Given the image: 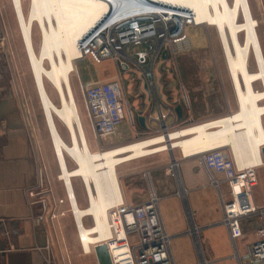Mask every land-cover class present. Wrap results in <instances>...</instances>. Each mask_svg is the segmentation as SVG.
I'll use <instances>...</instances> for the list:
<instances>
[{
    "label": "crops",
    "instance_id": "0c3cea01",
    "mask_svg": "<svg viewBox=\"0 0 264 264\" xmlns=\"http://www.w3.org/2000/svg\"><path fill=\"white\" fill-rule=\"evenodd\" d=\"M48 1L49 6L50 3L51 5H57V3L53 0L52 2L51 0ZM87 1L90 3L91 0ZM36 2L39 3L40 6H38ZM250 2L253 11L255 12L256 10L258 12V16L262 18L264 23V0H250ZM41 3V0H29L28 12L25 14L27 20H30L32 26H34L35 23L40 24L38 29L41 28L39 30L41 36V47L39 51H35V53L42 56V58L49 57L50 55L54 57L55 54L56 56L58 54L62 55L64 51V44L66 46H71L73 49L76 40L81 35L76 37L71 30L66 28L67 22H65V20L69 17L66 12V16L62 17L66 28V30L65 28L63 30L66 34V42L63 39V45H61L60 42L58 43L59 38L57 37L56 41L55 34L52 35V32L48 30V27L52 28V18L50 16V12L46 11L48 5L42 7L43 5ZM90 4L94 6L93 3ZM251 7L249 6L252 11ZM69 12L74 13V11ZM97 16L93 18V23ZM258 26L259 21L257 19H251L250 23H246V38L244 41H247V38L250 37V41L259 44V56H261L264 65V32H261L260 38ZM88 27H91V25ZM88 27H84L85 30L88 29ZM27 28L28 26H26V29ZM50 34L54 38H50ZM189 35L191 37L192 44L198 40L200 41V48L206 46L204 45L205 39L203 40V36H201L202 31H200L199 28L192 29L189 32ZM238 38L240 39L236 33L235 40L233 39V42H236V48L239 49ZM252 49L253 52L248 56L247 63L246 61L241 63L240 66L244 67L245 70L241 68V70L237 71V79L239 75L247 76V65L248 70L254 72L263 70L260 65H258L255 48L252 47ZM6 54L8 55V53ZM236 55L239 57L237 53ZM7 60L8 57L7 59L5 57L0 59L3 63V68H0V75H5L6 72L8 76L6 78L0 77V130L2 128L5 132L4 135L0 136V264H78L75 259L65 255L63 250L56 246V242L53 244V247L48 250L49 248L47 249L46 246L49 247L51 237L53 234H57V232H54V228H51L50 226L39 227L33 222V217L36 216L40 210L38 205L31 204V197L28 193L35 174L32 144L33 131L30 124L32 116H30L29 113L30 107L27 99L25 98L26 96H24L20 79L18 80L19 70L15 67L13 68ZM86 60V63L77 66L78 80L77 83L73 85V88L78 101L81 116L84 117L86 124L89 126L90 131H92L81 94L80 81L88 82L91 80H109L116 76L117 66L115 62L111 60L114 63V72H110L109 68L101 66L104 61L95 62L92 59ZM252 60L255 63L256 69H251ZM67 62V65L70 66L71 62L68 60ZM78 62H76V65ZM171 65V69H173L174 66L176 68L175 60H169L164 64V66L159 68V70H163L160 86L162 90V102L166 105V107L169 106L176 108L177 105L182 106L183 115L179 117L177 113V123L182 125H186L191 122L198 123L197 121L199 120L223 114L224 105L222 104V100H218V88L214 84L205 87L204 81H200V83H197L194 87H192L193 85L189 82V77H187L186 86L191 85L187 88L183 83L180 71L171 70ZM81 67L83 70H81ZM51 69V78H53V75L56 74L61 75L62 71L58 65L51 67ZM230 72L232 86L236 85L239 89L243 84L242 83L240 86L242 78L239 77V83L237 80L238 84H235L232 76V66ZM174 74L177 75V80H175L177 87H175L171 82ZM35 77L36 73L33 72L35 87L38 91L37 93L39 94V97H41L39 93L41 89L38 88ZM2 78L3 80H1ZM258 79L259 78L255 79L256 81L254 82L253 94L258 101L264 103L263 83H260V89L255 88ZM52 84L56 87V91L64 98L65 92L63 88H61L62 83L52 82ZM46 87L47 85L45 84V88ZM244 87L247 88V85ZM190 90H192L196 96L192 100L189 95ZM241 90L242 89H240V106L234 113L248 114L247 130L249 128V131H247V152L245 151L242 143H240L242 146L241 149L237 148L239 142L237 144L236 140L239 141L240 136L233 137L234 134L232 135V128L230 126L233 121L228 116L227 119L224 120L213 121L218 118L216 117L214 119H210L212 122L205 124L198 123L197 125L195 124V126L197 127V135L201 146L205 150L226 144L229 146L233 145L236 150H240L239 153L241 155H245V158L238 161V165L261 163L260 166L263 167L259 168L260 172H258V183L255 187L254 196L259 204H263L264 156L262 148L264 147V122H262V115H264V104L258 102L253 109L249 108L250 104L247 103V100L243 103L242 95L245 97V94H242ZM126 91L133 114H137L135 118L137 120L134 125H130L129 121H125L121 125L117 136V143L133 142L136 139V134H139L138 138L141 140L142 138L150 136L153 132V128L156 127V122H153L154 120L149 121L148 118L152 113L156 115V110L154 109L155 106L153 105V102L146 94V90L143 92L141 88L135 89L134 85L131 88V91H129V88L126 85ZM176 91L178 94L175 97L174 92ZM180 91L182 94H180ZM242 91L245 92L244 90ZM135 99L140 102L137 106H135L133 102ZM194 103L197 105L195 108ZM51 106L53 107V110L60 108L63 109V104H60V106L52 104ZM69 110L72 115L73 110L71 108H69ZM48 114L49 113L47 112L43 113L46 126L49 128L48 133L54 156L59 167L58 177H61L66 174V171L71 172L73 168H75H70L68 162H59V154L64 150L67 153V148L73 146L74 136L76 135L75 129L72 120L70 124L67 122L63 124L64 126H67L66 128L69 135V140H65L59 130V119L55 122L57 131H53L48 124ZM141 116L145 118L146 127H143L139 122V118ZM242 119L246 121L245 116L243 115L241 117V120ZM127 125H129L134 131L133 135L129 130H126ZM227 126H230L228 130L226 129ZM181 132L183 134L180 135L185 136L184 140H187L188 147L181 146L179 149L180 154L182 153L185 156L196 154V149L192 141L193 139L191 140V136L189 137L186 128ZM92 134L94 136L93 131ZM171 135L173 137V133H171ZM224 139L227 141H224ZM151 142L148 144H151ZM89 143L90 147L98 144V142L95 144L90 141ZM185 146H187L186 141ZM143 147L145 154L147 155L146 143L144 141ZM132 148L136 153L133 145ZM232 152L234 155L233 150ZM235 160L237 161L236 158ZM178 162V170H176L177 176L172 175L174 162H160L158 158H143L135 162H125L126 164H122L118 168L119 181L114 180L110 170L105 172V174L101 173L99 175H97L95 170H92L91 173L95 177L96 192L99 196L97 203L94 205V207H98L95 210L96 227L103 228L104 223L105 226H107V221L102 220L100 215H98V212L107 209H102L104 207L101 206L104 205L107 207L109 203H116L117 198L120 195L119 186H117L116 183L120 182L122 194L128 203L141 202L147 199L152 193L156 194L160 198V208L163 220L168 232L173 236L172 252L175 264H199L200 262V257L195 245V238L191 234L187 233V230L191 228V226H194L199 233L202 257L205 259L206 264H238L237 259L234 257L235 248L231 240L229 230L221 222V198L227 194V186L222 184L220 188H217L212 185L207 171L195 158L182 159ZM108 163L111 164L109 158ZM107 167L110 168L108 164ZM77 172L79 174H83L82 168H78ZM74 178L81 179V176H74ZM79 204H81L80 201ZM259 225V222L250 219L243 221V230L245 235L236 243L237 250L240 255L245 253L247 245L255 239V231ZM82 237L83 239L82 241L80 240V242H82L85 251L89 252V250H92V247L88 244V242L92 240V237L87 236L91 238L88 239L85 237V234ZM47 257L50 258L47 259ZM96 264H98V261Z\"/></svg>",
    "mask_w": 264,
    "mask_h": 264
},
{
    "label": "built area",
    "instance_id": "2783aa9c",
    "mask_svg": "<svg viewBox=\"0 0 264 264\" xmlns=\"http://www.w3.org/2000/svg\"><path fill=\"white\" fill-rule=\"evenodd\" d=\"M139 6L131 12L138 11ZM107 11L105 21L112 15L111 20H117L114 14L118 10L111 8ZM104 20L99 21L79 40V56L75 59V62L86 59L95 62L112 60L117 66L116 76L109 80L80 81L88 119L99 148L104 150L114 147L121 125L125 121L134 125L137 120V114H133L129 103L125 74H129L132 80L137 79L144 83L146 94L155 106L156 115L152 113L148 117L149 121L156 122L151 135L165 137L173 130L198 124L177 123L175 107H166L162 102L160 81L163 70L159 68L167 61L175 60L177 50L191 46L189 32L192 29L206 25L197 22L190 11L181 10V14L124 18L95 38L104 27ZM1 38L4 41L0 32ZM7 57L10 60L8 55ZM4 134V129L1 128L0 136ZM138 136L139 134L135 135L134 141L140 140ZM189 158H195L203 165L212 185L220 188L225 184L228 188L227 194L221 198V222L229 230L235 248L234 257L238 264H264V203L259 204L254 196L258 169L263 166L240 167L230 155L218 150L184 156L181 159ZM173 168L172 175L177 176L175 165ZM28 193L31 204L38 205L40 210L33 217L36 226L45 227L49 219L65 215V212L60 213L49 206V201L55 194L51 188L45 187V184H39L35 189L30 188ZM66 196L68 200V193ZM54 201L57 204L64 202L63 199L55 198ZM106 218L109 232L104 238L98 231L89 229L95 224L91 215L84 216L81 225L75 223L78 237L81 236L82 229L87 235L96 238L95 242L90 243L92 250L89 252L85 251L80 242L84 254L95 253V246L106 244L112 264H175L172 252L173 236L167 230L160 208V198L156 194L152 193L141 202L128 203L121 190L116 203L107 209ZM247 219L259 222L260 225L256 228L255 239L247 245L245 253L240 255L236 243L245 235L243 221ZM187 233L195 238L198 255H202L199 252L200 242L196 228L191 226ZM199 264H206L203 257L200 258Z\"/></svg>",
    "mask_w": 264,
    "mask_h": 264
},
{
    "label": "rangeland",
    "instance_id": "374dc122",
    "mask_svg": "<svg viewBox=\"0 0 264 264\" xmlns=\"http://www.w3.org/2000/svg\"><path fill=\"white\" fill-rule=\"evenodd\" d=\"M166 1L174 3V4H178L183 7L190 8L192 13L195 15L196 20H198L199 22H204L207 25V26H202L199 28V30L202 31L201 36H203V40L205 39L204 45L206 46L203 48H200L199 47L200 41L197 40L195 43L193 42V44H191V46H189L188 48H183L179 51L177 50L175 52L176 68L174 66L173 69H171L172 65L170 67L171 70L180 71V74H181V77H182V80L185 86L187 85V77H189V82L192 83L193 85L192 87H194L197 83H200V81H204L205 87L211 84H214L218 88V91H217L218 100L219 99L222 100L223 103L222 102L221 103L224 105V108H223L224 112H222L223 114L218 115V116H212L210 118L199 120L197 122L199 124L200 122L202 124H205L208 122H212L210 119H214L220 116L219 118L213 120V121H219V120L227 119V116H228L233 121L232 124L230 125L232 128V135L234 134L233 137L240 136L239 141H238L239 144L237 148L241 149L242 146L240 145V143H242L243 147L245 148V151L247 152V138H248L247 131H249V128L247 130V115L248 114L247 113H243V114L234 113V112H236L240 106V89L245 91L243 92L241 90V93L245 94V97H243L242 95V98H243L242 100H243V103L245 102V100H247V103L250 104L249 108L253 109L254 106L257 105L258 102L264 104L263 102L258 101L255 95L253 94L254 82L256 81L255 79L259 78L257 80V85L255 87L256 89L261 88V85H260L261 82L264 85V65H263L261 56H259L260 46L259 44L254 43L253 41H250V37L247 38V41H244L246 38V31H245L246 29L245 20H247L246 16L248 15L250 17L249 19H257L259 21L258 32H259L260 38H261V32H264V23L262 21V18L258 16V12L256 10L255 12L254 11L252 12L250 10L249 3L247 2V0H246V3H248V7L243 6V4L239 2V0H224L223 1L225 4H227V9L229 12L228 15H230V17L228 16V18L230 20L226 17L220 18L219 13H221L223 10L222 9L223 2L221 0H204V12H201V11L195 12L193 9L195 5H193L191 2L189 5H186V3L179 2L176 0H166ZM214 2L216 3V5ZM23 3H24V11L27 14L29 0H23ZM90 3H95V2L91 0ZM55 13H56L55 14V17H56L58 12L55 10ZM65 13L61 12L63 16H66ZM50 16L53 19L51 21L52 28L48 27L49 28L48 30L52 32V35L55 34L56 41L58 37L59 38L58 43L60 42V44L63 45L62 44L63 39L66 42V34L62 29L63 27H62V22L60 21V17H58L57 19H54V16L52 15V13L50 14ZM61 20L63 21L62 18ZM248 23L250 22H247V24ZM39 30L40 29H38V26L35 24V28H34V45L35 46L34 48H35V51L37 52L39 51L41 47L40 46L41 36H40ZM0 32L2 34V37L4 38V41H2V38L0 39V59H2L3 57L7 59L6 57L7 55L5 54V52L8 53L11 66L19 70L18 80L20 79V83L23 88L24 96H26L25 98L27 99L29 107H30L29 113H30V116H32L31 118L32 120L30 121V124L32 126V131H33L32 132V136H33L32 144H33L35 174H34L33 182L31 184V188L35 189L39 184H45V187H49L54 191L55 200H58V199L64 200V202H59L58 204L57 202L54 201V198L49 201L50 202L49 206H52L53 209L59 211L60 213L65 212L64 216H59L58 218L53 219V220L49 219V222L47 223V226L54 228L55 230L54 232H57V234L55 235L53 234V236L51 237L49 241V249H51L53 247V244H55L56 242V246L62 249L65 255H68L70 256V258L75 259V261L78 264H96L97 259H96L95 253L84 254L82 252L81 243H80L78 232L75 226L74 217L71 211H69L70 205H69L68 200L66 199L67 198L66 190H65L63 181L58 179L59 167H58V164L54 156L50 136L48 133L49 128L48 126H46L44 115H43V113H46L47 110H49L47 109V107L53 108L51 106L52 104L53 105L56 104L59 106L61 104V100L58 95V92L56 91V87L52 84V82L57 83L56 79L57 80L60 79L61 81L59 80V83H62L61 88H63L64 90V87H63L64 76L63 75H64V72L69 67L67 65L68 62L66 58H64L60 54H58L57 56L55 54L54 57L50 55L49 57L42 58V56H39L37 55V53H35L34 61L37 62L39 65H36L34 67L35 69L31 71V67L29 64L28 56H27L28 54L25 51L26 46L25 44H23V41H22L20 26L17 22V17L15 15L11 0H0ZM236 33L240 37V39L238 38L239 49L236 48V42H233V39L235 40ZM46 42H49V41H46ZM252 47H254L256 50L255 55L258 58V61H257L258 65H260V67L263 70L254 72V71L248 70V65H247V76L239 75L237 79L236 73L238 70H241V68L244 69V67L240 65L242 62L244 63L245 61L247 63L248 56L253 52ZM236 53L239 55V57L236 55ZM7 61L9 62V59ZM86 61L87 60L78 62L76 67L79 66L80 64L86 63ZM57 65L60 67V70L62 71L61 75L56 74L57 76L53 75V78H51V70H52L51 67H55ZM113 65L114 63L111 60H107V61L102 62L101 66L105 68H109L110 72H114ZM231 66L233 68L232 76L234 78L233 80L234 83L238 84L239 77L242 78L240 86L242 83L243 84H242V87L239 86L240 87L239 89L236 85L232 86L231 84L232 82V80L230 79L231 78L230 76ZM0 68H3V63L1 61H0ZM251 69H256V66L253 60L251 61ZM81 70H83L82 67H81ZM33 72L36 73L35 80L38 85V88L41 89V91H39L41 97H39V94L37 93L38 91L36 90V87H35V83L33 79ZM71 76H72L71 77L72 85H74L75 83H77V80H78L77 71H74ZM2 77L3 78L8 77L7 73L5 72V75L2 74ZM3 78L1 80H3ZM124 78L126 81V85L129 88V91H131V88L135 85V89L141 88V90L145 92L146 89H145L143 82H139L137 79L135 80L130 79L129 74H125ZM175 80H177L176 74L173 75L171 82L172 84H174L175 87H177ZM237 80H238V83H237ZM45 84L47 85L46 88H45ZM245 85H247V88L244 87ZM190 86H186V87L188 88ZM189 93H190L189 95L191 97V100L196 97L195 93L192 90H190ZM177 94H178L177 91L174 92L175 97L177 96ZM180 94H182L181 91H180ZM133 102L135 106L140 104L139 100H136V99L133 100ZM219 105H216V106H219ZM196 106H197L196 103H194V108ZM242 115L245 116L246 121L244 119H242L243 121L241 120ZM263 116L264 115H262V122H264ZM82 119H83V124L86 129V133H87L89 141L91 143L96 144L97 141L95 140L92 134V131H90L89 126L86 124L83 116H82ZM58 124H59V130L62 136L64 137L65 140L68 141L69 135H68V131L66 128L67 126L66 125L64 126L63 125L64 123L60 120ZM230 126H227L226 129L228 130ZM185 128L190 137L192 134L191 128L190 127H185ZM185 128L172 132L173 137L171 136V140L174 144V150L172 151H162V150H165L162 148L165 144H156L158 142L156 138H159V137L150 135L145 138H142L143 141L146 143L147 155L153 154L158 151H162V152H159L153 155L144 156V157L135 159L134 161L131 160L129 162H135L143 158H158L160 162H170V161L174 162L175 160L181 161L182 160L181 155L183 156L184 154L181 153L180 155L179 149L181 146L188 147L187 140H184L185 136L180 135V134H183L181 131H183ZM126 130H129L132 133V135L134 134V131L131 129L129 125H127ZM190 138L192 140V136ZM185 141H186L187 146H185ZM224 141H227V140L224 139ZM149 142H151V144H148ZM118 143L115 146H119V145L126 144L129 142H122L119 144ZM221 146H227L231 149V152L232 150L234 151V156L237 159V161L235 160L236 164L238 163V161H241V159L245 158V155H241L239 153L240 150H236L233 145H231L232 147L229 146L228 144L221 145ZM91 147H92L91 149L94 151L101 150L99 148V144L92 145ZM68 164L70 168L75 167L74 162L71 160L68 161ZM120 166H118V168ZM238 166L245 167L247 165H238ZM258 172H260V169H258ZM73 184L75 187L77 197L81 203L80 205L86 206L87 198H86L85 189H84L82 180L80 178H73ZM116 184L117 186H119V192H121L120 182ZM197 236H199V233L197 234ZM172 247H173V244H172ZM199 252L202 253L201 246H200ZM199 257L202 258V255L200 254Z\"/></svg>",
    "mask_w": 264,
    "mask_h": 264
},
{
    "label": "bare ground",
    "instance_id": "6f19581e",
    "mask_svg": "<svg viewBox=\"0 0 264 264\" xmlns=\"http://www.w3.org/2000/svg\"><path fill=\"white\" fill-rule=\"evenodd\" d=\"M53 1L57 3V5H54L52 3L53 5H50L49 7L48 0L47 1L41 0L42 2L41 4L43 5L42 7H45L48 5L46 11H49L50 14L52 13V15L54 16V19H57L58 17H60L63 30L65 28V24H64V20L63 21L61 20V18L64 17L63 14H61V12L63 13L67 12V15L69 17L66 19L67 21L65 20V22H67L66 28L71 30L76 35V37L81 35L75 42V45L73 48L74 50L71 48V46H68V45L66 46L64 44V47H63L64 51H63V54L61 55L64 58H66V60L71 62L70 66L64 72V75H63L64 76L63 87H64V92H65V97L63 98L61 94H59L58 92V95H60L61 97L60 100L62 99L61 105L63 104V109L60 108V109L53 110L51 107L49 108L47 107V109H49L47 111V113H49L48 114V124L53 131H57L56 130L57 126L55 123L57 119L62 120L64 124L65 122L70 124L72 120L74 129H75V134H76L74 136L73 146H71L70 148H67L68 149L67 153L64 150L59 154L60 155L59 162L66 163L68 162V160H71L74 162L75 168H73L71 172L66 171V174L61 177H58V179L63 181L66 193H68V202H69L75 223H77L78 225H81L84 222V216L88 214L91 215L95 224L89 229L90 230L94 229L98 231L100 233V236L104 238L108 235L109 230H108V226H105V223L103 224V228L96 227V222H95L96 211L95 210L98 207H94V205L95 203H97V199L99 196L96 192L95 177L91 173L92 170H95L97 175L101 173L105 174V172L110 170L114 180L119 181L118 166L124 164L125 162H129L131 160H135V159L148 156V155H153V154H156L162 151L174 150V144L171 140V136H172L171 133L179 129L171 131L170 134L165 137L162 135L155 136V137H159V138H156L158 140L156 144H165L162 147L165 150L158 151L153 154H148V155L145 154L144 147H143V139L129 142L126 144H122L119 146H115L109 149H104V150H99V151L92 150L90 147V143H89L86 131H85L83 119H82L79 105H78V101L75 96L74 88H73L72 81H71L72 73L74 71H77L75 59L79 56L78 42L99 21L101 20L103 21L106 18L105 16H107L106 15V13L108 12L107 10L113 7L116 10H118L117 13L114 14L116 15L117 20L115 19L111 20L113 15L110 16L109 19L105 21L106 23L103 25L104 27L102 28V30L98 33V35L95 38L100 36V34H102L104 31L118 24V22H120L121 20H124V18H130L133 16H139V15L181 14V10H187V11H190L191 13L192 11L188 7H183L178 4L168 2L166 0H92L93 2H95L93 3L94 6H92V4H90L89 1L87 0H53ZM176 1L184 2L186 3V5H189L191 2L193 5H195L193 8L195 12H199V11L204 12V0H176ZM221 1L223 2L224 0H221ZM11 2H12L15 15L17 17V22L20 26L22 41L26 46L25 49H26V53L28 54L27 56H28L30 67H31V71H33L35 69L34 67L36 65H39L37 62L34 61V56H35L34 28H35V25L32 26L30 20H27L25 16L26 13L24 11L23 0H11ZM239 2H241L243 6H248L246 5L247 4L246 0H239ZM247 2L249 3V6L251 7L250 0H247ZM140 3L142 4V6H139ZM37 5L40 6L39 3H37ZM138 6H139L138 11L131 12V10L137 8ZM222 7H223L222 8L223 10L221 13H219L220 18L221 17L228 18V16L230 17V15H228L229 12L227 9V4L223 2ZM55 10L58 12L56 17H55V14H56ZM69 11H74V13H70ZM252 12H253V9H252ZM95 16L97 17L93 23V18ZM193 16L195 17L194 14ZM249 18L250 17L247 15L246 16L247 20H245L246 23L247 21L250 22L251 19ZM196 21L199 22L198 20ZM200 23L205 24L204 22H200ZM35 24L38 27H40V24L38 23H35ZM89 25H91V27H88ZM26 26H28L27 29H26ZM84 27L86 28L88 27V29L85 30ZM50 38H54V37L50 34ZM59 80L56 79V82L59 83ZM69 108L73 110L72 115H71ZM190 128L192 131L191 136L193 139L192 140L193 144L196 149V154L198 153L204 154L211 150H218V151L223 152L224 154L230 155L235 161V158H234L233 153L231 152V149L227 146H219L216 148L205 150L201 146L199 137L197 135V127L195 126V124L191 125ZM236 143L238 144L237 140H236ZM132 145L134 146L137 154L134 152ZM182 157H184V155ZM108 158L111 161V164L108 163ZM174 163H175L174 165H175L176 170H178L177 168L178 161L175 160ZM107 164L108 166H110V168L107 167ZM248 165H253V166L261 165V163L248 164ZM78 168H82L83 174H79L77 172ZM74 176H81L83 186L85 189L86 198L88 201V205L86 206H81L79 204L78 197L76 195L75 187L73 184ZM111 205L113 204L109 203L107 207H105L104 205L101 207H104L102 209H105V208L108 209ZM107 209L104 211L98 212V215H100L101 219L104 221L105 220L107 221V218H106ZM84 234L86 238L91 239L87 237L90 235H87L85 231L81 229V237H80L81 241L83 239L82 236ZM91 237H92V240L88 242L89 245L90 243L96 241L95 240L96 238L94 236H91Z\"/></svg>",
    "mask_w": 264,
    "mask_h": 264
},
{
    "label": "water",
    "instance_id": "95a60500",
    "mask_svg": "<svg viewBox=\"0 0 264 264\" xmlns=\"http://www.w3.org/2000/svg\"><path fill=\"white\" fill-rule=\"evenodd\" d=\"M175 109L178 113V116L181 117L183 115L182 106L177 105ZM139 122L143 127H146L145 118L143 116H141L139 118ZM262 153L264 156V147L262 149ZM95 256H96V259L98 261V264H112L110 252H109L108 246L106 244H99V245L95 246Z\"/></svg>",
    "mask_w": 264,
    "mask_h": 264
},
{
    "label": "clouds",
    "instance_id": "9594fccd",
    "mask_svg": "<svg viewBox=\"0 0 264 264\" xmlns=\"http://www.w3.org/2000/svg\"><path fill=\"white\" fill-rule=\"evenodd\" d=\"M114 8V7H113ZM115 9V8H114Z\"/></svg>",
    "mask_w": 264,
    "mask_h": 264
}]
</instances>
